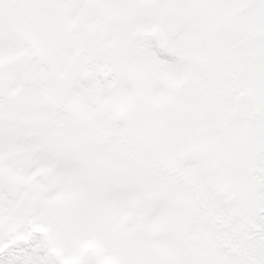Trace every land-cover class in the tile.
I'll list each match as a JSON object with an SVG mask.
<instances>
[{
	"label": "rangeland",
	"instance_id": "374dc122",
	"mask_svg": "<svg viewBox=\"0 0 264 264\" xmlns=\"http://www.w3.org/2000/svg\"><path fill=\"white\" fill-rule=\"evenodd\" d=\"M212 9L219 14L217 22L226 14L227 1L214 0ZM146 11L148 17L141 8L129 13L139 17L143 29L136 37L128 26L132 46L112 47L119 60L118 81L106 92L108 80L101 82L96 64L102 61L107 70L115 66L99 60L95 49L100 41L91 32L79 33L91 57L82 47L75 50L63 41L67 35L74 38L81 28L65 31L61 0H0V264H264V121L220 126L219 121L235 119V109L225 99L228 108L216 109L225 115L214 119L207 91L197 97L206 103L196 109L185 99L188 105L177 109L175 103L169 104L164 116L166 102L176 98L172 85L185 83L188 77L155 54L154 27L142 25L154 22L156 9ZM262 11L264 31V0ZM108 20L114 21V16ZM36 36L51 60L57 59L56 53L64 52L66 59L69 55L56 66L67 71L66 102L76 106L71 111L75 115L50 119L55 111L42 97L53 96L63 107L57 114L66 108L60 102L61 88L56 90L61 82L55 80L54 70L49 90L44 86L42 90L41 79L34 84L35 73L28 71L36 66L28 62L29 45L36 43ZM261 44L264 50L263 40ZM222 58L215 59L216 70L222 71L218 69ZM243 67L254 76L257 86H251L264 104V60ZM87 69L93 77L85 81ZM137 95L141 109L130 112ZM99 97L106 105L95 104ZM106 102L123 105L126 111L113 106L109 114L125 117L124 122L110 119L104 111ZM84 105L99 109L80 118L76 113L82 114ZM149 107L159 114L150 115ZM175 110L178 115L173 118ZM259 112L263 116L264 105ZM247 114L251 116L253 109ZM161 116L172 126L177 123L169 133ZM142 118H148L153 129L144 126L141 133L130 134L134 124H146ZM211 124H216L215 141L209 136ZM179 145L184 150L176 162L170 153ZM207 149L217 150L222 159L218 171L213 168V151ZM161 163L167 168L188 167L181 178L160 168ZM5 167L9 174L3 172ZM221 190H232L235 202ZM38 225H48L54 233L50 232L48 249L33 244L41 234L32 231ZM226 225L237 237V249L230 246ZM13 242L22 249L14 252ZM8 246L12 250L4 251Z\"/></svg>",
	"mask_w": 264,
	"mask_h": 264
},
{
	"label": "flooded vegetation",
	"instance_id": "af4514ba",
	"mask_svg": "<svg viewBox=\"0 0 264 264\" xmlns=\"http://www.w3.org/2000/svg\"><path fill=\"white\" fill-rule=\"evenodd\" d=\"M226 1V14L217 22V16L212 9L214 0H61V5L65 26H95L96 34L101 31V26H111L109 31L112 40L123 41L125 44L131 43L128 26L136 37L143 31L138 24L139 17H136L135 13L129 15L132 8L137 13L141 8L146 17L149 16L146 9H156L155 15L152 16L154 22L142 26L154 27L153 32L157 34L154 41L157 51L158 47L162 46L164 52H172L164 54L159 49V55L174 60L177 74L188 77L185 83H177L175 107L178 109L188 105L185 99H190L193 102L190 106L194 110L199 103L205 102L197 97L207 91V95L212 97L208 99V103H212V108H209L215 111L214 119L221 120L225 114H218L216 109L228 108L223 102L225 99L229 101L230 109L241 105L243 112H249L256 102H259L257 90H253L251 86L256 88L257 83L252 74L247 76L243 64L257 62L259 65L264 51L261 44L263 30L260 26L262 0ZM112 15L114 21L108 20ZM119 18L125 23L118 21ZM97 39L100 40L99 34ZM184 41L186 43H183ZM220 55L224 63L219 65L218 69L222 68V71L216 70L214 64ZM184 66H190L191 70L182 71ZM214 80H217V87H211ZM219 94L222 95V100ZM214 99L218 103L215 104ZM175 111L173 118L178 115ZM166 113L164 108V116ZM242 119L252 120L250 115L244 114L236 121ZM163 120L161 125L165 127L166 132L177 125L175 123L172 126L166 122L167 119ZM165 142L164 140L163 143Z\"/></svg>",
	"mask_w": 264,
	"mask_h": 264
}]
</instances>
